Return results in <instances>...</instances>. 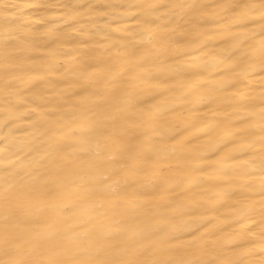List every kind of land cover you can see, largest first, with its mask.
<instances>
[{"label":"bare ground","instance_id":"1","mask_svg":"<svg viewBox=\"0 0 264 264\" xmlns=\"http://www.w3.org/2000/svg\"><path fill=\"white\" fill-rule=\"evenodd\" d=\"M0 264H264V0H0Z\"/></svg>","mask_w":264,"mask_h":264}]
</instances>
